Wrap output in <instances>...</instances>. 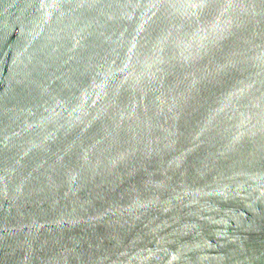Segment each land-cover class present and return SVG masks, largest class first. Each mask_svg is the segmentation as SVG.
Listing matches in <instances>:
<instances>
[{
    "label": "water",
    "instance_id": "water-1",
    "mask_svg": "<svg viewBox=\"0 0 264 264\" xmlns=\"http://www.w3.org/2000/svg\"><path fill=\"white\" fill-rule=\"evenodd\" d=\"M0 264H264V0H0Z\"/></svg>",
    "mask_w": 264,
    "mask_h": 264
}]
</instances>
